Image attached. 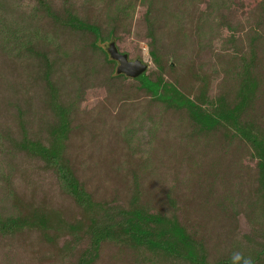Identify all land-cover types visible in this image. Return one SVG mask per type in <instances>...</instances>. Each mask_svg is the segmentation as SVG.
Listing matches in <instances>:
<instances>
[{
    "label": "rangeland",
    "instance_id": "374dc122",
    "mask_svg": "<svg viewBox=\"0 0 264 264\" xmlns=\"http://www.w3.org/2000/svg\"><path fill=\"white\" fill-rule=\"evenodd\" d=\"M43 1L57 15L68 5L80 19L97 23L102 39L113 28L116 51L146 64L150 79L159 66L193 100L202 81L191 74L204 77L205 111L238 102L248 65L255 88L238 121L264 131V0ZM92 41L91 34L47 17L38 0H0V218L42 210L74 225L71 236L63 235L67 242L46 241L33 230L0 236V264H76L93 253L89 222L114 225L118 233L120 212L131 209L173 217L189 240L168 232L163 239L197 260L212 263L238 252L236 264L245 258L264 264V206L250 147L224 122L199 127L185 110L151 101L138 81L113 77L117 64ZM52 97L70 111L63 160L91 198L104 203L97 209L77 205L55 169L24 148L27 141H50L58 125ZM129 160L138 175L136 201ZM92 258L91 264H194L159 248L133 247L128 238L101 242Z\"/></svg>",
    "mask_w": 264,
    "mask_h": 264
},
{
    "label": "trees",
    "instance_id": "16d2710c",
    "mask_svg": "<svg viewBox=\"0 0 264 264\" xmlns=\"http://www.w3.org/2000/svg\"><path fill=\"white\" fill-rule=\"evenodd\" d=\"M38 2L43 8L46 16L54 22L91 34L93 36L91 46L99 49L103 53V57L107 61L112 62L113 66L116 64V62L109 57L108 48L107 51L105 49V44H114L113 40L116 37L113 28L108 32L106 39H102L99 25L80 19L74 15L72 11L68 10V5L63 6L64 12L60 16L54 13L49 3L43 0H38ZM66 4H69V1H67ZM147 14L148 12L146 13V17H144L146 31L144 38L148 39L149 41H147V44H150L154 41V31L150 20L147 18ZM117 52L122 53L118 50ZM154 55L155 54L152 52L151 56L153 60L156 61ZM166 68H168L169 71L174 70L171 63L166 65ZM145 71L137 77L130 79L139 82L138 89L148 93L151 101L163 103L167 108L185 110V113L191 121L199 127L206 128L216 123L224 122L234 130L240 140L250 147L252 156L256 159L258 184L260 187V203L264 206V131L256 132L250 128L248 123L238 121L241 110L248 104L255 88V82L248 72V65L244 66V72L241 76L242 81L239 87L238 102L231 109L226 108L224 111L215 108L213 111H205L204 106H208L210 102L207 98L206 79L204 77L191 74L195 79L202 81V86L199 89L197 98L193 100L177 88L175 77L169 75L170 79H165L162 76V71L159 66L157 74L153 79H150L145 74ZM113 72L115 71L113 70L112 74H114ZM114 76L126 77L123 74H116L113 75V77ZM50 109L58 119L56 129L49 132L50 141L47 145H43L37 141H27L24 148L42 158L45 163L55 169L54 174L57 181L62 184L61 186L65 188L77 205L86 211L97 209L99 208L98 204L104 203H98L91 198L92 194L85 188L83 183L77 180L74 167L65 162L62 157V152L65 147L64 141L72 131L69 117L70 111L68 108H63L58 105L54 97L51 98ZM135 167V163L129 160L128 171L132 178L133 185L131 193L132 201L138 200L139 196L138 175ZM119 216L124 221H118L116 224L122 227L118 233L114 231V225L99 227L97 220H91L89 222V243L92 245L90 248L93 251V256H96L97 249L101 242L111 240L117 244V242H124L125 238H128L133 247L148 245L159 248L170 256L185 257L194 264H234L231 257H226L212 263L197 260L193 253H185L184 250L174 245L172 242L163 239L164 232H168L175 235L180 241L189 240L182 227L174 223L173 217L166 218L160 215L149 216L136 209L127 210L125 212L121 211ZM73 229L74 225L51 218L49 212L42 210H32L30 214L25 213L23 215L14 213L10 216L0 218L1 237H9L13 234L23 233L26 230H33L38 232L46 241L67 242L66 237L71 236ZM66 232H68V234L64 237L63 235ZM92 255L87 258V254L84 253L77 259L76 264H91L93 261Z\"/></svg>",
    "mask_w": 264,
    "mask_h": 264
},
{
    "label": "water",
    "instance_id": "95a60500",
    "mask_svg": "<svg viewBox=\"0 0 264 264\" xmlns=\"http://www.w3.org/2000/svg\"><path fill=\"white\" fill-rule=\"evenodd\" d=\"M112 47V44L110 45ZM109 57L116 62V74H123L129 78H135L143 73L147 65L142 63L141 60L130 61L124 53H118L113 47L108 49Z\"/></svg>",
    "mask_w": 264,
    "mask_h": 264
},
{
    "label": "clouds",
    "instance_id": "9594fccd",
    "mask_svg": "<svg viewBox=\"0 0 264 264\" xmlns=\"http://www.w3.org/2000/svg\"><path fill=\"white\" fill-rule=\"evenodd\" d=\"M240 259H241L240 253L237 252V253L233 254L232 260H233L234 264H236V262L239 261ZM243 264H252V261L249 258H245L243 260Z\"/></svg>",
    "mask_w": 264,
    "mask_h": 264
}]
</instances>
